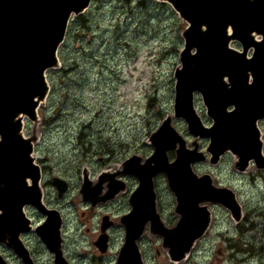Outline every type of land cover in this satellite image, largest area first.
Returning <instances> with one entry per match:
<instances>
[{
	"label": "water",
	"instance_id": "obj_1",
	"mask_svg": "<svg viewBox=\"0 0 264 264\" xmlns=\"http://www.w3.org/2000/svg\"><path fill=\"white\" fill-rule=\"evenodd\" d=\"M92 1L0 0V242L14 249L27 264H32L30 255L20 240V233L30 229L25 226L24 207L32 204L50 216L46 226L53 229L46 236L43 231L40 234L56 253L58 244L52 235L58 237L61 220H53L55 211L43 203L41 168L34 156L37 137L24 135V119L39 122L38 108L50 92L46 72L61 67L58 51L70 20L73 14L84 13ZM159 1L171 4L189 23L182 34L181 66L174 73L175 117L183 118L196 138L210 139L207 151L212 164H218L230 151L237 171L246 172L252 161L264 169V142L258 125L264 119V0ZM236 41L242 50L231 46ZM196 92L213 120L211 127L203 123L195 108ZM150 140L154 153L144 163L137 155L123 163L125 173L136 175L140 184L130 199L133 210L122 218L126 243L117 264H144L137 241L148 223L153 234L163 237L172 260L184 259L211 225L212 214L208 205H201L204 201L221 203L236 221L243 216L231 188L218 187L210 174L198 175L193 170L194 162L207 157L199 151L198 143L194 142L193 149L187 147L171 116ZM170 149L176 150L173 162L167 153ZM160 172L167 174L177 197L176 212L181 215L171 229L157 211L154 177ZM114 176L101 175L98 189L91 188L86 179L81 189L84 199L97 203L112 198L119 191ZM105 181H109L108 194L95 200L94 194ZM53 184L60 196L68 189L59 177ZM0 264H8L1 255Z\"/></svg>",
	"mask_w": 264,
	"mask_h": 264
},
{
	"label": "rangeland",
	"instance_id": "obj_2",
	"mask_svg": "<svg viewBox=\"0 0 264 264\" xmlns=\"http://www.w3.org/2000/svg\"><path fill=\"white\" fill-rule=\"evenodd\" d=\"M187 26L170 4L157 0H95L83 14L73 16L59 50L62 67L47 72L51 90L39 109L40 121L26 118L24 128L26 136L38 138L35 155L47 178L71 181L67 203L80 198L77 186L86 168L97 180L101 171L120 166L133 152L150 156V136L167 116L192 143L186 121L174 117V72L181 66ZM194 104L203 122L212 125L199 93ZM259 125L264 139V122ZM199 144L205 151L209 139ZM234 162L228 153L218 165L198 162L194 169L210 173L217 185L237 193L242 220L237 223L228 209L211 203L212 225L187 259L170 261L162 238L146 233L140 244L146 264H264V171L252 165L238 173ZM50 187L48 198H54ZM156 187L160 214L172 227L179 215L164 173L157 176ZM75 216L78 221L80 210ZM9 257L20 264L11 253Z\"/></svg>",
	"mask_w": 264,
	"mask_h": 264
},
{
	"label": "flooded vegetation",
	"instance_id": "obj_3",
	"mask_svg": "<svg viewBox=\"0 0 264 264\" xmlns=\"http://www.w3.org/2000/svg\"><path fill=\"white\" fill-rule=\"evenodd\" d=\"M261 122H264V120ZM200 139L203 138H194L190 145L187 142L188 147L192 148L194 142H196L200 149ZM167 153L170 161H172L170 155L172 157V153H174L175 157V151L171 149ZM135 154L139 155L134 152L131 155ZM142 158L143 160L145 159L144 157ZM104 172H107V174L110 175L115 174L114 181L116 188H119V191L106 201L100 200L97 203H93L91 200L84 199L81 194L84 180L88 179L90 187L96 188L98 177ZM101 173L97 176L96 180L95 178H92L90 170L86 168L83 172V179L77 186V192L80 194V198L78 197V199H74L67 203L66 198L71 188H73L71 181L62 177L68 182V190L63 196H60L59 191L53 184L55 176L51 179L47 178V173L42 169L41 184L43 188V201L46 209L55 211L51 216L54 218L53 220L58 221L60 217L59 220H61V226L58 237L52 235V239L58 244V246L56 245V250L58 251L56 253L50 250L40 234V231H43L46 236V234L53 229L51 226H46V222L50 216L36 208L34 205H26L24 207L26 221L28 220L25 226L30 227V229L24 230L20 233V240L28 250L32 264H80V262L87 264L118 263L119 254L126 243V228L122 222V218L133 210L130 199L139 186V179L133 174L125 173L122 163L116 168H109L101 171ZM157 176L154 178V187L157 196V211L160 214L158 207L159 195L156 187ZM49 186L55 189L56 195L54 198H48L46 188ZM100 189L99 193L94 194L95 200L108 194L110 190L109 181H105ZM122 199L125 202L120 203V200ZM126 205L127 208L123 210ZM75 210H80L78 221L75 216ZM168 227L171 228L170 226ZM72 229H74V233L70 234ZM146 233L151 235L149 225L147 226L144 235L139 240V247ZM36 242L37 246L35 245ZM0 246L4 249L0 254L9 264H14L13 260L9 257L10 253L20 262V264H27L5 243H0ZM141 253L144 257L142 250ZM57 257H60L59 261ZM44 260L46 261L44 262Z\"/></svg>",
	"mask_w": 264,
	"mask_h": 264
}]
</instances>
